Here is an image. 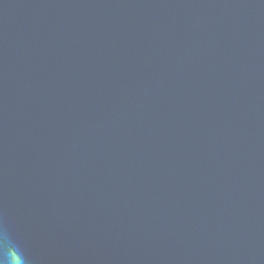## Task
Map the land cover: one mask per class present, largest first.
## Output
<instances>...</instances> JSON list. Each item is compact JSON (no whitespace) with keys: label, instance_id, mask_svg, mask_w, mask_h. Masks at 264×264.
<instances>
[{"label":"water","instance_id":"95a60500","mask_svg":"<svg viewBox=\"0 0 264 264\" xmlns=\"http://www.w3.org/2000/svg\"><path fill=\"white\" fill-rule=\"evenodd\" d=\"M0 264H264V0H0Z\"/></svg>","mask_w":264,"mask_h":264}]
</instances>
